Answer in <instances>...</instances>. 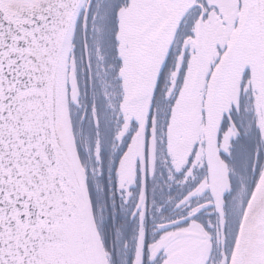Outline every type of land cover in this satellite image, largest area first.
<instances>
[{
    "label": "snow or ice",
    "instance_id": "obj_1",
    "mask_svg": "<svg viewBox=\"0 0 264 264\" xmlns=\"http://www.w3.org/2000/svg\"><path fill=\"white\" fill-rule=\"evenodd\" d=\"M0 264H264V0H0Z\"/></svg>",
    "mask_w": 264,
    "mask_h": 264
}]
</instances>
